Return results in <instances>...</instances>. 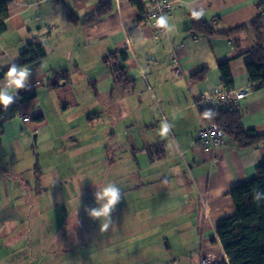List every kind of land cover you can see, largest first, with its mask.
Listing matches in <instances>:
<instances>
[{
  "label": "crops",
  "instance_id": "obj_1",
  "mask_svg": "<svg viewBox=\"0 0 264 264\" xmlns=\"http://www.w3.org/2000/svg\"><path fill=\"white\" fill-rule=\"evenodd\" d=\"M99 1L9 0L6 30L0 33V87L8 68L21 63L30 42L44 41L47 54L39 65L20 66L29 69L30 76L14 101L18 114L3 126L0 264H52L53 242L66 237L53 233L47 212L57 202L48 199L47 181L53 174L78 175L74 157L86 158L91 151L74 149L70 155L68 147L75 145L93 147L101 156L104 149L114 167L111 183L122 191L110 227L132 229L115 237L124 249L112 252L104 264H198L204 254L215 257L216 264H230L217 226L235 212L230 190L256 175L264 159V141L240 147L224 136L214 150L204 148L197 133L207 121L193 101L216 87L224 88L218 60L232 57L233 90L248 89L237 103L243 124L264 134V87H252L250 56H233L237 41L254 45L253 33L243 30L233 38L200 35L193 29L197 19L192 11L203 8L201 20L229 29L264 14L263 0H172L170 32L144 18L133 0H112L108 13L83 23ZM69 10L78 21L69 18ZM119 51L126 52L122 65L135 79V86L128 89L115 84V63L104 61ZM175 67H180V74ZM202 68L208 70L204 79L191 76ZM59 70H68L69 76L52 84V75ZM30 92L35 96L19 100ZM105 96L111 100L104 101ZM78 107L83 121L56 122L55 112L68 120ZM26 114L30 121L23 120ZM105 115L110 120L102 125ZM165 121L170 131L162 136ZM19 177L26 179L27 192L16 190ZM35 201L45 204L40 212L45 216L39 219Z\"/></svg>",
  "mask_w": 264,
  "mask_h": 264
},
{
  "label": "trees",
  "instance_id": "obj_2",
  "mask_svg": "<svg viewBox=\"0 0 264 264\" xmlns=\"http://www.w3.org/2000/svg\"><path fill=\"white\" fill-rule=\"evenodd\" d=\"M135 4L137 1L133 0ZM9 0H0V33L6 30V20L9 17ZM139 5V4H138ZM264 9V0L260 3ZM112 9V0H100L95 12L85 15L83 23H89L97 17L108 13ZM68 16L73 21H78V16L71 10ZM264 14L261 13L249 23L233 28H217L213 24L198 19L193 24V29L200 35H223L234 37L243 30L253 33L255 43L252 47L236 42L233 56L248 54L250 59L247 63L249 79L254 89L264 87V34L262 32ZM22 61L17 66L26 64L39 65L42 58L47 54V47L44 41L36 39L30 42L22 51ZM127 58L124 51L111 53L104 59L105 62H114L115 84L123 88L135 86V79L128 75V71L122 62ZM232 57H222L218 60L221 78L226 90L234 89V81L229 68V61ZM208 70L202 68L193 72L191 76L197 80L206 77ZM68 70L55 71L52 75L53 83L60 78H68ZM35 96L34 92L25 93L19 97L25 101ZM211 111L213 116L206 118L204 113ZM19 112V105L13 103L7 108L0 105V144L5 121L15 117ZM201 112L207 122H215L224 132V136L232 139L240 147H248L260 144L264 141V134L253 128H246L243 124V110L237 103H229L225 106L209 104L201 108ZM259 192L264 194V159L257 166V173L254 177L234 186L230 195L235 205V212L229 217L223 218L218 226L221 243L227 253L230 264H264V198L257 201L254 197ZM226 264V263H220Z\"/></svg>",
  "mask_w": 264,
  "mask_h": 264
},
{
  "label": "rangeland",
  "instance_id": "obj_3",
  "mask_svg": "<svg viewBox=\"0 0 264 264\" xmlns=\"http://www.w3.org/2000/svg\"><path fill=\"white\" fill-rule=\"evenodd\" d=\"M78 84L82 83L79 82ZM78 90H80L79 86ZM103 100L110 101L111 96H105ZM69 114L71 117L66 120L63 119L64 115L55 112L54 116H59L56 122L76 121L79 123L83 121V115H81L79 107ZM109 120V115H105L102 125L109 123ZM31 138L35 142L36 133H32ZM74 149L76 152L91 151L89 155L86 154V158L84 156L74 157L77 160L79 168L78 175L65 177L63 173H59L58 175L53 174L47 181V184L51 186L48 192V199L53 198L57 202L54 204L52 210L48 209L47 212L48 217H50V223H53V233L66 237L61 241L53 242L51 247L53 254L52 264H104L105 259L112 258L110 257L112 252H122L124 249L123 242H115V237L127 235L132 232V229L129 231L127 227L116 226L115 231V227H110L108 231L102 233L100 231L101 221L93 219L88 215L87 209L99 207L94 193L98 189H103L108 183H111L110 175L114 167L112 163L107 161L108 156L105 154L104 149L101 156L97 149H93V147L89 150L85 146L84 150L82 147L75 145L68 147V153L71 155ZM92 155H94V161ZM55 160L56 158L47 167L52 168ZM116 167H119V162L116 163ZM84 173L85 177L83 178L82 175ZM69 174L73 173L70 172ZM16 183V190L27 192L26 179L20 178ZM39 185L41 184L39 183ZM7 187L10 188V185H7ZM79 193L82 194L78 195ZM8 195L9 197L12 196L11 194ZM35 207L38 219L44 217L45 215L41 216L43 214L40 212L44 210L45 204L35 201ZM99 256H102V260L97 259Z\"/></svg>",
  "mask_w": 264,
  "mask_h": 264
},
{
  "label": "clouds",
  "instance_id": "obj_4",
  "mask_svg": "<svg viewBox=\"0 0 264 264\" xmlns=\"http://www.w3.org/2000/svg\"><path fill=\"white\" fill-rule=\"evenodd\" d=\"M204 15V9L193 10L192 16L195 19H200ZM157 26L172 31V26L169 24V19L165 15H161L157 21ZM30 76V70L27 68L18 67L13 63L7 71L6 80L3 87H0V105L7 108L13 104L18 98V90L26 88V82ZM206 118H211L213 113L209 110L204 113ZM170 131V125L165 121L161 123L160 134L166 136ZM95 199L99 207L90 208L86 211L88 215L101 221L100 231L106 232L113 225L112 213L115 207L122 199V191L115 183H108L103 189H98L94 193ZM257 201L264 198V194L257 192L254 197ZM211 259V257H210Z\"/></svg>",
  "mask_w": 264,
  "mask_h": 264
},
{
  "label": "built area",
  "instance_id": "obj_5",
  "mask_svg": "<svg viewBox=\"0 0 264 264\" xmlns=\"http://www.w3.org/2000/svg\"><path fill=\"white\" fill-rule=\"evenodd\" d=\"M141 7L144 18H150L155 23V26L160 31L165 29L157 26V19L161 15L168 16L172 0H135ZM175 63L177 61H174ZM174 72L180 74V67H175ZM248 89L240 90H226L221 87L214 88L211 93L205 94L201 97L194 98V105L202 108L209 104L227 105L229 103H238V101L245 97ZM31 117L26 114L23 115L24 121H30ZM224 139V132L220 126L215 122H205L197 133V142L204 148L214 150L218 145L222 144ZM211 257V259H210ZM198 264H216V259L211 254H204L199 260Z\"/></svg>",
  "mask_w": 264,
  "mask_h": 264
}]
</instances>
